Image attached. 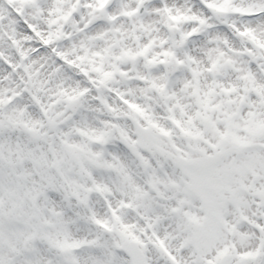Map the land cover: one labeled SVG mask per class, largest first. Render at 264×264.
<instances>
[{
  "label": "snow or ice",
  "instance_id": "6c2138e0",
  "mask_svg": "<svg viewBox=\"0 0 264 264\" xmlns=\"http://www.w3.org/2000/svg\"><path fill=\"white\" fill-rule=\"evenodd\" d=\"M0 264H264V0H0Z\"/></svg>",
  "mask_w": 264,
  "mask_h": 264
}]
</instances>
